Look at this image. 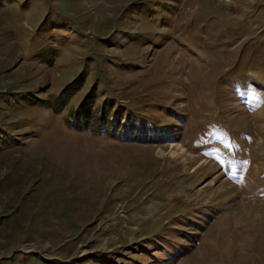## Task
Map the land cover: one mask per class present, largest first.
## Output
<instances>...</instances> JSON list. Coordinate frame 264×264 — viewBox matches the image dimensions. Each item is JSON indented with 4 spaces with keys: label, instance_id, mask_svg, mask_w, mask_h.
<instances>
[{
    "label": "rangeland",
    "instance_id": "rangeland-1",
    "mask_svg": "<svg viewBox=\"0 0 264 264\" xmlns=\"http://www.w3.org/2000/svg\"><path fill=\"white\" fill-rule=\"evenodd\" d=\"M0 264H264V0H0Z\"/></svg>",
    "mask_w": 264,
    "mask_h": 264
},
{
    "label": "trees",
    "instance_id": "trees-1",
    "mask_svg": "<svg viewBox=\"0 0 264 264\" xmlns=\"http://www.w3.org/2000/svg\"><path fill=\"white\" fill-rule=\"evenodd\" d=\"M74 81H77L74 80ZM74 81L72 82V84H68L64 89L63 91H61V93L58 95V97L56 98V100L58 101V103L54 104L53 105V108L54 109H57V108H60L61 106V103L60 100H63L65 99V97H68L69 96V92H70V89L74 86ZM74 88V87H73ZM89 101V99H88ZM59 104V105H58ZM82 108H80L79 110H77L76 112L75 111H72L66 118V123L69 127H72V128H76V129H83V128H86L88 125H89V122H91V119H90V116L87 114L85 115L84 117L81 114V110ZM106 111V110H105ZM106 120L108 119V113L106 114ZM98 132L100 134L102 133H105V134H109V135H114V133H110L109 131H107L106 129L103 130V129H99ZM129 132V131H128ZM116 137H119L121 139H135V137H133L134 135H132V133H128V134H117V135H114ZM155 136V135H154ZM152 136L150 138H155L157 139L158 137L157 136ZM140 138H145L146 136L144 135H140L138 136ZM137 137V138H138ZM147 138V137H146Z\"/></svg>",
    "mask_w": 264,
    "mask_h": 264
}]
</instances>
